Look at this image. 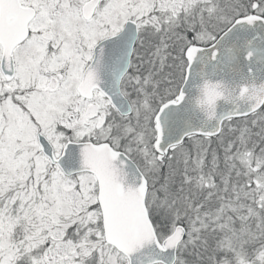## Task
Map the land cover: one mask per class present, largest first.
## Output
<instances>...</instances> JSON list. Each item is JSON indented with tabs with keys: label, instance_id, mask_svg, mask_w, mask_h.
Segmentation results:
<instances>
[{
	"label": "snow or ice",
	"instance_id": "6c2138e0",
	"mask_svg": "<svg viewBox=\"0 0 264 264\" xmlns=\"http://www.w3.org/2000/svg\"><path fill=\"white\" fill-rule=\"evenodd\" d=\"M0 264H264V0H0Z\"/></svg>",
	"mask_w": 264,
	"mask_h": 264
}]
</instances>
